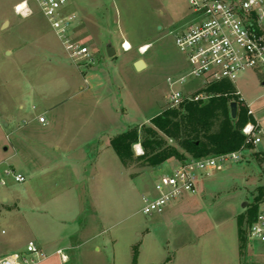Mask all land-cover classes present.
<instances>
[{"label":"rangeland","instance_id":"obj_1","mask_svg":"<svg viewBox=\"0 0 264 264\" xmlns=\"http://www.w3.org/2000/svg\"><path fill=\"white\" fill-rule=\"evenodd\" d=\"M22 1L29 15L15 13ZM72 4L82 19L76 35L90 52L81 62L67 56L35 0H0V217L8 205L18 208L11 220L0 219L1 239L17 246L8 253L64 227L74 246L69 264H109L112 257L117 264L130 246L131 256L142 248V263L164 257L169 264H264V247L246 237L241 252L237 234V218L264 185L263 152L252 147L240 161L200 176L187 210L159 222L141 212L142 195L154 194L159 176L178 161L155 167L135 161L125 168L110 145V138L148 124L168 106L166 78L188 67L173 37L190 22L187 0ZM120 31L132 40L128 51L115 37ZM110 36L112 57L105 48ZM138 59L147 66L137 71ZM235 83L263 117L264 64L240 72Z\"/></svg>","mask_w":264,"mask_h":264},{"label":"built area","instance_id":"obj_2","mask_svg":"<svg viewBox=\"0 0 264 264\" xmlns=\"http://www.w3.org/2000/svg\"><path fill=\"white\" fill-rule=\"evenodd\" d=\"M35 1L67 56L73 62L86 60L90 52L76 35L81 22L78 15L68 9L69 0ZM187 3L190 22L175 31L173 37L188 67L166 78L168 106L178 107L186 101H206L210 97L205 90L207 85L229 81L235 87L238 101L247 107L248 114L254 119L242 127L246 143L264 153V123L255 116L251 104L246 103L235 83L240 72L264 64V0H187ZM14 11L20 15L31 13L27 1L17 4ZM126 42L121 45L124 51L130 49L125 46ZM147 48L148 45H143L139 52L144 53ZM37 119L42 124L46 123L44 115ZM136 150L137 154H143L140 145ZM246 150L242 146L236 151L180 162L170 174L157 179L154 194L142 195L141 212L149 216L162 214L170 203L186 194L196 193L200 176L221 169L226 162L240 161ZM3 173L12 175L18 182L25 180L22 174L10 169H4ZM1 183H5L3 179ZM246 237L248 241H257L264 247V196L246 229ZM25 251L1 257L0 264H35L46 257L33 240L27 242Z\"/></svg>","mask_w":264,"mask_h":264},{"label":"trees","instance_id":"obj_3","mask_svg":"<svg viewBox=\"0 0 264 264\" xmlns=\"http://www.w3.org/2000/svg\"><path fill=\"white\" fill-rule=\"evenodd\" d=\"M205 90L210 97L203 102L186 101L178 107H165L149 120V123L132 125L110 138V145L127 168L138 161L147 166H159L169 159L184 162L228 153L245 146L246 135L242 127L253 121L247 107L238 101L235 87L229 81L212 82ZM235 101L236 115L230 112V103ZM139 144L143 154L135 155L133 146ZM264 162V158L262 159ZM261 162V161H260ZM264 196V185L246 207L245 213L237 218V234L240 251L246 239V229L252 222L257 204ZM242 254V253H241ZM137 257L134 252L133 262Z\"/></svg>","mask_w":264,"mask_h":264},{"label":"crops","instance_id":"obj_4","mask_svg":"<svg viewBox=\"0 0 264 264\" xmlns=\"http://www.w3.org/2000/svg\"><path fill=\"white\" fill-rule=\"evenodd\" d=\"M72 2H73V0H69L68 9L70 11H74L76 13V10L73 7ZM79 19H80V22L82 23L81 17ZM119 33L121 34V37H120ZM124 33L126 34V36ZM115 37L117 39L123 38L124 41H128L129 43H131V41H132L128 32H121V31L117 32L115 34ZM111 38L112 37L110 36L108 38V41H111V43H112L113 41ZM106 45H107V42H106ZM106 45H105V48H106ZM145 45H148V44H145ZM144 62L146 63L145 60H144ZM146 66H147V63H146ZM195 83L197 84L198 81H195ZM257 118L261 119L262 123H264V116L263 117H257ZM4 149L6 150L7 148L5 147ZM179 164H180V161H178V165ZM193 197H195V193L194 194H186L182 198L170 203L162 214H155V215H151V216L157 218L156 220H158L159 222H163V221H167V220L170 221L171 218L177 217L178 215H182L187 210L188 201L190 199H192ZM17 210H18L17 206L8 205L7 208L5 209V212L0 217V219H3V220L4 219H6V220L10 219L11 220L13 218L14 214H16L18 212ZM72 214H75V213L72 212ZM65 221L66 220H63V222H65ZM74 232H76V231H74ZM3 233H4V229H1L0 230V258L5 257V256H7L13 252H19V251L22 252V250H25L26 247L22 248V249L18 248L19 250L17 249L11 253H8L9 249H16L15 247H17V246L11 245V242H12L11 238H5V239L2 238L1 239V234H3ZM137 235H139V234H137ZM71 237H72V233H68L67 231L64 230V227H61V228L55 230L54 233L52 232V234H50V238L49 237L47 239L42 238L38 242V245L41 248V250L46 254V257L41 259L39 262H37L35 264H69L73 255H70V253L68 251H70L74 247L72 245V241L70 239ZM52 238H53V240H50ZM30 240H32V239H30ZM30 240H28V241H30ZM112 241H113V245H114L116 240L114 239ZM168 241L169 240L167 238L166 242H168ZM184 244H186V243H184ZM163 246H164V244H163ZM58 250H60L61 252L59 253ZM129 250L130 251L128 253H126V255H123V256L120 255L117 264H169L171 262V260H168V258L165 259L164 257H162L159 260H151L150 259V260H146L142 263L141 257H140V251H142V248L137 252L136 260H135V262H133V256H131V253H132L131 252L132 251L131 246L129 247ZM93 251L99 253V252H101V247L96 244L93 246ZM89 263H91V262H89ZM255 263L263 264L261 262H255ZM91 264H93V263H91ZM109 264H116V258L112 257L110 259ZM228 264H230V263H228Z\"/></svg>","mask_w":264,"mask_h":264},{"label":"water","instance_id":"obj_5","mask_svg":"<svg viewBox=\"0 0 264 264\" xmlns=\"http://www.w3.org/2000/svg\"><path fill=\"white\" fill-rule=\"evenodd\" d=\"M8 21H4L2 27L7 26ZM106 53L109 57H112L115 55L116 50L114 48V46L112 45V43H107L106 45ZM146 67V63L144 62L143 59H138L134 62V68L138 71V70H142ZM236 106L237 103L235 101H232L230 103V112H231V116L234 118L236 115ZM246 203V202H245ZM244 203V204H245Z\"/></svg>","mask_w":264,"mask_h":264},{"label":"bare ground","instance_id":"obj_6","mask_svg":"<svg viewBox=\"0 0 264 264\" xmlns=\"http://www.w3.org/2000/svg\"><path fill=\"white\" fill-rule=\"evenodd\" d=\"M20 7H22V4L19 6V8H20ZM125 46H126L127 48H131V45H130V43H129L128 41L126 42ZM143 50H145V47H143Z\"/></svg>","mask_w":264,"mask_h":264}]
</instances>
